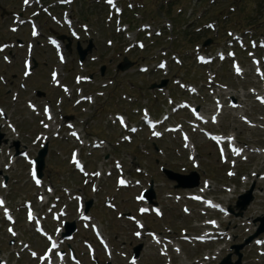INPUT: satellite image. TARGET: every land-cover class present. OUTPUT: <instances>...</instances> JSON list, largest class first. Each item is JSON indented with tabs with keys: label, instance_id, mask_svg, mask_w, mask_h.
I'll return each instance as SVG.
<instances>
[{
	"label": "rangeland",
	"instance_id": "rangeland-1",
	"mask_svg": "<svg viewBox=\"0 0 264 264\" xmlns=\"http://www.w3.org/2000/svg\"><path fill=\"white\" fill-rule=\"evenodd\" d=\"M42 1L45 6H53L57 0ZM73 1L70 9L81 36L80 46L86 49L90 42L94 45V51L82 66L78 65L76 42L71 40V52L65 48L67 64H59L46 37L50 34L64 36V46L69 44L67 39L70 38L67 30L55 25L46 15L38 18L42 35L37 39L29 38V29L26 28L20 29L17 34L11 33L9 27L15 24L12 14L23 11L22 3L21 0H0V44H13L17 39L34 41L32 58L39 66L33 76L22 80L25 48L13 46L15 48L11 52L8 48L6 52L0 51V74L5 79V83L0 81V111L4 114L0 116V133L4 135L3 141H7L0 149V171L4 173L0 177V198L5 201L0 206V261L7 264L41 263L31 256L33 251L42 253L47 242L25 220L24 204L31 202L40 216L47 217L45 228L50 233L58 234L62 221L75 223L78 231L69 245L76 249L82 264H96L85 249L84 241L93 243L94 258L98 264H129L128 257L140 245L142 250L138 264H164L168 258L172 264H199L195 260L199 261L205 256L210 257V264H218L227 258L232 245L242 244L253 235L259 225L254 222L264 217V179L260 176L264 175V107L256 103L252 94L253 91H261L263 85L256 76L249 53L243 49H238L237 54L245 73L237 75L232 68V60L223 63L217 60L209 65L198 63L196 48L209 38L211 44L202 47L205 53L214 56L222 50L227 51L232 41L228 31L239 28L251 30L252 35L261 40L264 37V0H121L128 9L123 15V25L129 26L128 32L121 34L116 32L115 23H109V9L102 1ZM128 3L135 6L133 11L128 8ZM64 9L67 8H53L51 11L61 18ZM144 24L154 28L151 39L140 29ZM83 25L89 28L88 32L82 31ZM156 32H160V36ZM198 36L202 37V41L194 44ZM126 37L143 41L145 50L139 51L134 47V51L125 53V47L131 44ZM246 38L248 41L250 34ZM107 41H112L113 46L109 47ZM257 49L255 56L264 62V50ZM165 53H169L166 58L169 61L168 74L156 70L157 63ZM172 54L181 59V65L171 60ZM5 56L10 64H7ZM125 58L134 66L121 73L117 66ZM144 65L149 67L146 73L139 71V67ZM57 67L62 83L70 88L69 94L52 85L50 73ZM102 67H105L103 72ZM77 74L90 76L93 82L77 86L73 81ZM163 79L168 80L164 91L149 89ZM178 79L192 85L194 93L181 90L175 83ZM21 81L29 86L27 90L19 89ZM108 83L109 86L103 88ZM79 88L85 96H93V103L75 104L80 97L77 94ZM32 90L43 92L44 97L34 96ZM13 92L17 94L16 101ZM97 92L102 96H98ZM168 96L175 102L189 100L210 117L214 115L217 103L223 105L218 124L204 127L220 134L236 136L239 144L245 148L242 157H246L247 161H242L240 157L227 164L221 163L215 146L201 133L191 129L190 148L193 147L195 151L197 167L189 160L192 151L184 149L179 133L157 139L151 138L147 130H142L131 136V143L125 142V135L129 132L119 127L114 115L126 114L132 124L141 126V109L148 108L152 116L159 120L163 114L171 111ZM230 100L238 103L236 109L230 107ZM27 101L35 103L37 111H31ZM44 104H50L54 121L48 122L41 114ZM38 112L40 115H37ZM66 116L72 117L71 120L66 121ZM243 118L248 122L244 123ZM185 120L194 121L186 110L171 116L168 124L181 123L188 129L189 124L186 125ZM67 122L75 126L74 130L81 136L79 141L71 138ZM44 125H48V129ZM40 136L46 138L48 155L43 183L36 185L30 178L33 166L28 160L35 159L43 150ZM94 140L99 142V148H94ZM16 143L26 158L15 157ZM73 151H80V158L90 176L84 177L75 170L71 159V155L75 154ZM162 169L181 174L195 171L200 177V186L192 190L176 189L175 184L166 179ZM229 171L232 176H228ZM117 176H125L132 187H119L116 184ZM203 182L208 184L204 188L208 198L215 199L226 208L231 207L235 212L238 197L252 185L255 186L254 201L242 217H235L232 213L228 218L205 214L202 205L187 198L188 194L200 193ZM151 183H154V202L163 209L161 219L151 214L137 215L145 204L137 203L135 199L140 191L149 189ZM80 199H83V203L92 201L89 213L108 238L113 248L111 256L104 254L91 231L85 230L77 221ZM106 202L111 203L114 209L106 207ZM7 209L16 216L13 226L4 218ZM184 209L188 214L184 213ZM52 213L59 214L61 222L55 223L48 215ZM62 213L67 216L62 218ZM127 215L138 217L146 225V231L172 238L174 244L178 243L181 254L170 248L169 256L163 257L162 246L146 236L145 231H141V239L136 238L135 234L140 229ZM214 218L219 219L222 228L228 232L231 237L229 242L224 240L219 245L203 246L181 241L184 236L193 237L203 233V224ZM9 229H14L15 235ZM183 230L186 231L185 235ZM260 238H264V234L257 239ZM261 252L264 253V246H256L252 241L242 250L243 264H264ZM235 259L233 256L231 262Z\"/></svg>",
	"mask_w": 264,
	"mask_h": 264
},
{
	"label": "water",
	"instance_id": "water-1",
	"mask_svg": "<svg viewBox=\"0 0 264 264\" xmlns=\"http://www.w3.org/2000/svg\"><path fill=\"white\" fill-rule=\"evenodd\" d=\"M210 44V41H207L205 43V46L209 45ZM91 48H92V45H90L88 47V49L86 51H82L80 48H79V55H80V59L81 60H84L86 58V55L88 52L91 51ZM132 65L130 63H128V61L125 59L124 63L121 64L119 66V69L121 71H126L128 68H130ZM104 71V69H103ZM166 85V82L163 81L160 85L156 86L154 85L153 88L155 87H158V88H162ZM3 135L0 134V147L3 143ZM4 143H6V140L4 141ZM16 152L18 154V144H16ZM47 155V149L45 148L44 150H42L37 158V162H38V170H39V174L40 176H42V170L44 168V159H45V156ZM167 174L169 175V179L171 180H174L176 182L179 183V186L178 187H181V188H192V187H197L199 185V178L197 176H193L195 178V181L193 183H189L188 180L189 178L188 177H184V176H180V175H177V174H174L172 172H167ZM2 175V172L0 171V176ZM253 189L254 187L248 192V194H246L245 196H242L240 198V201L238 202V205H237V208L240 210L238 216H242L243 215V211H245L247 209V207L249 206V204L253 201V196H252V192H253ZM149 197V199H152L154 197V194L152 191H150L147 195ZM91 205V203L88 205V208L89 206ZM257 221H260L262 226H261V230L260 232H264V217L263 218H259ZM74 230V226L71 225V230L69 231V234ZM260 232H258L257 234H255L253 237H251L249 240L246 241L245 245L248 244L253 238H255L256 236H258L260 234ZM245 245H241V246H235V250H236V254L239 256V261L237 262V264H240V259L242 258V255L239 254V251L241 249L244 248ZM139 251H140V247L138 249H136V254L138 255L139 254ZM222 264H229L228 262H223Z\"/></svg>",
	"mask_w": 264,
	"mask_h": 264
},
{
	"label": "snow or ice",
	"instance_id": "snow-or-ice-1",
	"mask_svg": "<svg viewBox=\"0 0 264 264\" xmlns=\"http://www.w3.org/2000/svg\"><path fill=\"white\" fill-rule=\"evenodd\" d=\"M112 2V0H109V3H111ZM24 3L25 4H28L29 3V0H24ZM211 27V26H210ZM12 31H16V29L15 28H13L12 29ZM34 35H35V32L33 33ZM230 55H231V53H230ZM223 58V57H222ZM160 67H164V65L163 64H161L160 65ZM236 71H237V73L239 74L240 73V69H239V67L237 66L236 67ZM262 103H264V100H262L261 101ZM46 111H47V109H46ZM4 114H3V112L2 111H0V116H3ZM49 118H51V117H49ZM121 123H123V120H121ZM45 127H47V125H45ZM133 131H135V129H133ZM73 135H76L75 133H73ZM157 135H158V133H157ZM236 154L237 155H239V150H237V152H236ZM74 160H75V157H74ZM96 175H99V173H97ZM229 175H232V173H229ZM37 183L39 184V181H37ZM120 184L121 185H124L125 184V181H123V180H121L120 181ZM0 206H3V201H0ZM144 211H146V210H144ZM160 213L159 212H157V215H159ZM30 216H31V213L29 214ZM85 219H87V217H85ZM9 231L11 232L12 231V229H9ZM13 235H15V233L13 232ZM136 235L137 236H139L140 235V233L139 232H137L136 233ZM158 243H159V241H157ZM52 247L53 248H55L56 247V245L55 244H53L52 245ZM35 255V254H34ZM61 259H63V257L61 256Z\"/></svg>",
	"mask_w": 264,
	"mask_h": 264
},
{
	"label": "trees",
	"instance_id": "trees-1",
	"mask_svg": "<svg viewBox=\"0 0 264 264\" xmlns=\"http://www.w3.org/2000/svg\"><path fill=\"white\" fill-rule=\"evenodd\" d=\"M199 38V37H198ZM196 42H197V40H196Z\"/></svg>",
	"mask_w": 264,
	"mask_h": 264
}]
</instances>
